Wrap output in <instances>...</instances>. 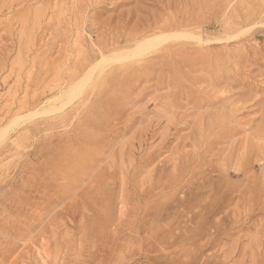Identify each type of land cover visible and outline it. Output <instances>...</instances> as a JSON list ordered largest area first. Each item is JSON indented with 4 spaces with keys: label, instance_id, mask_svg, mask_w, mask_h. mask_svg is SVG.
I'll return each instance as SVG.
<instances>
[{
    "label": "rangeland",
    "instance_id": "374dc122",
    "mask_svg": "<svg viewBox=\"0 0 264 264\" xmlns=\"http://www.w3.org/2000/svg\"><path fill=\"white\" fill-rule=\"evenodd\" d=\"M0 264H264V0H0Z\"/></svg>",
    "mask_w": 264,
    "mask_h": 264
},
{
    "label": "bare ground",
    "instance_id": "6f19581e",
    "mask_svg": "<svg viewBox=\"0 0 264 264\" xmlns=\"http://www.w3.org/2000/svg\"><path fill=\"white\" fill-rule=\"evenodd\" d=\"M36 15V14H35ZM39 16V15H38ZM184 36V35H183ZM150 39V38H149ZM161 39L159 38V37H153V39L151 38L150 40H146V41H144V42H141V43H137L138 45H137V47L135 48V50H134V48L132 49V53H130L129 54V56L127 55L126 56V58L127 59H129V57H135V56H137V57H140L141 55H143V53H145V51L146 50H150V49H152L153 50V48L155 49L156 47H155V45H157V43L160 41ZM140 41V40H139ZM138 41V42H139ZM78 46V45H77ZM135 47V46H134ZM130 51V50H129ZM126 54V53H125ZM128 54V53H127ZM122 57V56H121ZM120 57V58H121ZM118 58V57H117ZM116 59V58H115ZM125 59V58H124ZM101 62L103 63V61L101 60ZM102 63H101V65H102ZM100 64V63H99ZM124 64V63H123ZM97 66V65H96ZM96 66L94 67V65L92 66L93 67V70H92V68H91V70H92V72L94 71V69H96ZM57 67V66H56ZM89 68V69H90ZM98 68H99V66H98ZM117 68V67H116ZM90 70V71H91ZM86 71V70H85ZM88 73V74H87ZM98 73H99V71H98ZM85 74V73H84ZM86 74L87 75H89L88 77H86L85 79H88L90 76H91V72H86ZM83 77V76H82ZM91 78V77H90ZM96 79V78H95ZM101 79V78H100ZM84 80V79H83ZM80 81V80H79ZM82 81V80H81ZM90 81V80H89ZM88 81V82H89ZM79 84V83H78ZM84 84H86V83H84ZM79 86H82V83H81V85H79ZM85 86V85H84ZM83 87V86H82ZM81 87V88H82ZM76 88V87H75ZM77 92V91H76Z\"/></svg>",
    "mask_w": 264,
    "mask_h": 264
}]
</instances>
